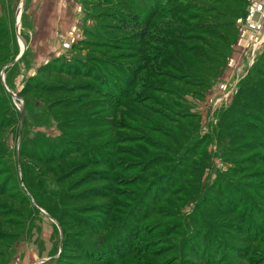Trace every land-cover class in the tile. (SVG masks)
Returning <instances> with one entry per match:
<instances>
[{"label":"rangeland","instance_id":"1","mask_svg":"<svg viewBox=\"0 0 264 264\" xmlns=\"http://www.w3.org/2000/svg\"><path fill=\"white\" fill-rule=\"evenodd\" d=\"M22 1L0 0V264H264L248 0Z\"/></svg>","mask_w":264,"mask_h":264},{"label":"built area","instance_id":"2","mask_svg":"<svg viewBox=\"0 0 264 264\" xmlns=\"http://www.w3.org/2000/svg\"><path fill=\"white\" fill-rule=\"evenodd\" d=\"M264 0H248V10L245 18L238 21L240 27L239 46L251 49L253 52L264 45ZM80 37L75 31L69 35V40L63 46L65 50L72 49Z\"/></svg>","mask_w":264,"mask_h":264},{"label":"trees","instance_id":"3","mask_svg":"<svg viewBox=\"0 0 264 264\" xmlns=\"http://www.w3.org/2000/svg\"><path fill=\"white\" fill-rule=\"evenodd\" d=\"M243 15H244V12H243ZM138 21V20H137ZM133 23H134V21H133ZM235 38L237 39V33H235ZM235 39V40H236ZM234 40V41H235ZM247 94H249V92H246ZM112 98V97H111ZM108 214V213H107ZM237 228H240V227H237ZM241 231V230H240ZM235 252H237V255L239 256L241 253V251H240V249L239 248H236V250H235Z\"/></svg>","mask_w":264,"mask_h":264},{"label":"bare ground","instance_id":"4","mask_svg":"<svg viewBox=\"0 0 264 264\" xmlns=\"http://www.w3.org/2000/svg\"><path fill=\"white\" fill-rule=\"evenodd\" d=\"M22 14H23V9H22V5H21L20 10H19V18H18L19 20L21 19ZM18 25H19V22H18ZM23 50H22V52H23Z\"/></svg>","mask_w":264,"mask_h":264},{"label":"water","instance_id":"5","mask_svg":"<svg viewBox=\"0 0 264 264\" xmlns=\"http://www.w3.org/2000/svg\"><path fill=\"white\" fill-rule=\"evenodd\" d=\"M24 1H25V0L22 1V9H23V5H24ZM24 43H25V42H24ZM24 52H25V47H24L23 52H22L21 55L19 56V58L22 57V55L24 54ZM40 263H41V262H40Z\"/></svg>","mask_w":264,"mask_h":264},{"label":"crops","instance_id":"6","mask_svg":"<svg viewBox=\"0 0 264 264\" xmlns=\"http://www.w3.org/2000/svg\"><path fill=\"white\" fill-rule=\"evenodd\" d=\"M24 47H23V44H22V49H23Z\"/></svg>","mask_w":264,"mask_h":264}]
</instances>
